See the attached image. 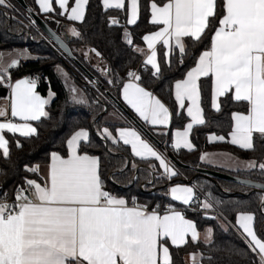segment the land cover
Returning a JSON list of instances; mask_svg holds the SVG:
<instances>
[{
	"label": "snow or ice",
	"instance_id": "snow-or-ice-1",
	"mask_svg": "<svg viewBox=\"0 0 264 264\" xmlns=\"http://www.w3.org/2000/svg\"><path fill=\"white\" fill-rule=\"evenodd\" d=\"M34 2L40 13H55L68 21H83L89 0H74V6L70 0ZM103 7L105 10L126 9V0H103ZM221 7L222 13H218ZM12 8L10 0H0V9ZM150 8V22L163 25L142 38L150 50L144 63L151 65L153 76L161 72L157 43L162 42L168 54L174 43L183 57L186 54L184 38L201 41L211 21L219 14L210 48L199 55L185 78L175 81V101L180 109L185 108V101L188 102L186 111L191 122L183 131L175 133L172 147L177 151L182 148L192 151L194 145L189 134L193 126L207 123L201 107L199 81L202 77L212 78L211 108L216 112L221 110L220 98L229 93L235 102H246L248 106L246 113L231 114L230 140L226 141L223 135H209L208 140L228 142L246 151L256 150V139L264 144V0H166L162 6L152 2ZM126 10L127 24H135L139 14L138 0H129ZM0 14L7 15L6 12ZM27 18L35 24V20ZM110 23L115 25L119 21L112 19ZM69 31L74 37L81 36L76 28ZM127 43L132 45V39ZM135 50L144 52L140 48ZM91 51L100 55L96 49ZM18 64L15 58L6 61L5 54L0 52V85L7 79L11 88L8 103L0 106V120L4 121L0 122V154L4 158L10 156L5 132L19 133L26 138L37 136L38 129L30 122L49 117L45 110L49 99L37 93L36 80L18 79L11 83L9 70ZM127 75L130 81L123 85V99L127 105L147 124L167 127L172 118L169 108L151 91L132 82L141 79L136 72L129 71ZM70 91L76 93L78 90L71 87ZM52 95L54 93L49 97ZM9 109L10 117L18 118L20 123L9 118ZM116 132L114 135L105 127L101 135L113 144L122 141L123 145L130 146L132 155L142 161L154 158L164 178L171 180L178 175L136 129L120 127ZM82 142H90L89 132L74 131L66 140L65 155L56 151L50 153L47 176L41 177L42 182L26 177L23 185L14 190L11 202L7 193L0 195V264H174L169 241L176 248L186 246L189 237L194 243H213V229H206L202 236L197 224L181 211L169 208L163 214L158 210L149 212L147 206L138 205L135 198L129 206L127 199L107 191L100 158L82 152ZM16 146L22 147L19 141ZM214 155L204 153L200 160L212 163ZM227 159L232 162L230 167L242 164L248 170L258 168L264 175V161L239 162L230 155ZM132 167H136L135 162ZM149 167L155 170L157 166L149 163ZM25 170L38 174L40 166H26ZM168 194L172 200L186 206L199 202L192 186L176 184L170 187ZM260 201L264 205V193L260 194ZM220 203L215 201V204ZM199 206L207 211L214 203L205 199ZM255 224L256 216L252 212L242 211L236 216L235 226L253 254L252 264H264V238L258 235ZM189 257L192 264H199V254L190 253Z\"/></svg>",
	"mask_w": 264,
	"mask_h": 264
},
{
	"label": "trees",
	"instance_id": "trees-1",
	"mask_svg": "<svg viewBox=\"0 0 264 264\" xmlns=\"http://www.w3.org/2000/svg\"><path fill=\"white\" fill-rule=\"evenodd\" d=\"M23 1L27 9L21 7L16 0H10L12 9H0V13H7L6 16L0 14V52L18 47L27 48L36 57L21 61L15 69H10L11 81L32 76L37 82V92L43 96L53 92L54 98L46 107L49 117L34 122L38 129L37 136L26 138L19 134L4 133L9 141L10 156L4 158L0 154V195L7 193L13 198L14 190L23 185L26 177H36V174L25 170L26 166L34 167L36 164L47 163L53 151L65 155L66 140L74 131L84 128L90 132V142H82L81 151L100 158L105 189L117 197L127 199L129 205H132L135 198L138 205L147 206L148 210L164 212L166 203L181 207V204L166 195L168 186L176 182H189L202 191L207 199H211L232 223L239 212L254 213L258 235L264 238V205L260 201V194L264 193V190L209 177L199 171L212 169L264 184V175L258 168L231 172L204 164L200 160L203 151L220 150L240 158L264 161V144L259 139H256L255 151L242 150L227 142L210 144L207 140L210 133L227 137L232 128L231 114L234 111L246 112V102H235L229 93L220 98L221 110L216 112L211 108V78H201V107L204 109L207 123L194 126L190 132V140L194 145L192 151H177L169 143L171 131L183 127L187 121L184 111H178L173 99V82L183 78L187 70L195 64L199 54L210 48L211 36L218 26L219 14L211 21L201 41L194 42L191 38H185L186 54L183 57L178 50L173 49L166 61L162 47L158 46L161 72L153 76L151 68L142 67L145 50L140 53L135 49H142L143 36L155 29V25L149 22L150 2L161 4L166 0H138L139 16L133 25L126 23L125 10H105L101 0H89L84 20L72 23L81 36L72 37L68 41L69 49L77 63L48 41L39 27L31 24L27 17H30L31 12L35 13L57 33L61 25L68 21L55 13H40L34 0ZM29 9L32 11L29 12ZM218 13H222V7L218 8ZM113 18H117L119 23L111 24ZM129 38L133 41L132 45L127 43ZM86 48L96 49L100 53L105 69L99 70L85 60L83 52ZM58 64H64L70 70L88 96L87 102L78 103L70 99L57 73ZM132 67L138 69V75L141 77L139 83L157 95L171 110L172 120L168 129L146 125L121 101L120 87L128 79L127 71ZM78 71L95 80L102 90V95L84 86ZM5 82H8L7 79ZM110 109L122 114L127 112L131 119L125 115L123 123L136 126L160 152H165L171 158L178 175L168 180L163 177L158 161H142L134 157L129 147L122 142L113 144L110 140L100 137L97 132L101 118ZM17 141L22 147L16 146ZM133 162L136 164L135 168L132 167ZM149 163L157 166L155 170L149 167ZM215 201L221 203L215 204ZM186 216L197 224L198 229L211 226L213 243H194L189 239V243L180 248L169 245L174 264H189L186 255L191 252L200 253L199 264H252L253 254L236 228H225L217 219L204 217L199 213L189 212Z\"/></svg>",
	"mask_w": 264,
	"mask_h": 264
},
{
	"label": "crops",
	"instance_id": "crops-1",
	"mask_svg": "<svg viewBox=\"0 0 264 264\" xmlns=\"http://www.w3.org/2000/svg\"><path fill=\"white\" fill-rule=\"evenodd\" d=\"M152 2H154V1H151L150 2V4H149V22L151 21V8H150V5H151V3ZM166 1H164L163 3H165ZM101 3H102V6H103V0H101ZM128 3H129V0H126V9H127V5H128ZM138 3H139V1H138ZM163 3H161V4H159V3H157L158 4V6H162L163 5ZM70 4L71 5H73L74 6V0H70ZM37 5V4H36ZM37 7H38V5H37ZM104 8V7H103ZM105 9V8H104ZM126 9H121V10H125V12H126V23H127V19H128V11L126 10ZM39 10V9H38ZM86 10V9H85ZM43 14V13H42ZM138 16H139V14H138ZM64 19H66L64 16H62ZM113 19H116V20H118L117 18H113ZM67 20V19H66ZM137 20H138V18H137ZM68 21V20H67ZM76 22H80V21H68L67 23H64V24H62L61 25V27H60V31H59V34L60 35H63V34H65V35H67L68 36V41L70 40V38H72V37H74V36H72L71 35V32L69 31V29L70 28H74V26L72 25V23H76ZM151 23V22H150ZM129 25V24H128ZM133 25V24H132ZM154 25V24H153ZM163 27V25H155V29L154 30H152V31H150V32H148V33H146L145 35H148V34H151V33H153V32H156V31H158V30H160L161 28ZM218 27V26H217ZM214 34V33H213ZM143 40V39H142ZM184 43H185V38H184ZM158 46H161L162 47V49H163V53H164V56H165V59H166V61H168V59H169V56H170V54H168V49L162 44V42H160V43H157V45H156V51H157V48H158ZM142 49H144L145 50V56H144V58H143V63H144V61L146 60V57H147V55L148 54H150V50L148 49V47H147V44L143 41V46L141 47ZM172 48L175 50L176 48H175V45H174V43H173V46H172ZM176 50H178V49H176ZM208 50V49H207ZM179 51V50H178ZM205 51V50H204ZM203 52V51H202ZM201 52V53H202ZM2 53H4L5 54V58H6V61H8V62H10V59H12V58H15V59H18L19 60V63L21 62V61H26V60H30V59H33V58H35L36 56L35 55H33L27 48H25V47H18V48H14V49H12V50H5V51H2ZM85 53H87V55H85ZM200 53V54H201ZM199 54V55H200ZM83 56H84V58H85V60H87L90 64H92L95 68H97V69H99V70H102V69H105V68H103V61H102V58H101V56L99 55V56H97L96 55V52H93V51H91V49L90 48H86L85 50H84V52H83ZM199 57V56H198ZM198 57H197V60H198ZM197 60H196V62H197ZM157 61H158V63H159V60H158V52H157ZM195 62V63H196ZM144 65L145 66H148L149 68H151V65H146L145 63H144ZM195 66V64L192 66V67H194ZM191 67V68H192ZM191 68L190 69H188L187 70V72L189 71V70H191ZM152 69V68H151ZM56 70H57V73H58V75H59V77H60V79H61V81H62V83H63V85L65 86V88H66V90H67V92H68V94H69V97H70V99L71 100H74L73 99V97L75 96L76 97V99L74 100V101H77V100H79V101H82V102H87L88 101V96L85 94V92H84V90L82 89V87L78 84V82L76 81V79L72 76V74H71V72H70V70L64 65V64H58L57 65V67H56ZM152 71H154L153 69H152ZM186 72V73H187ZM186 73H185V75H184V77L183 78H185L186 77ZM183 78H181V79H183ZM203 78V77H202ZM211 78V77H210ZM18 79H29V78H27V77H20V78H17V79H15V80H13V81H11V83L12 84H14L15 83V81L16 80H18ZM178 80H180V79H178ZM130 81V79H127V80H125L123 83H122V85H121V87H120V98H121V101L129 108V110L140 120V121H142L143 123H145L146 125H148V126H151V127H155V128H161V129H168L169 127H170V125H171V120H172V118H171V120H170V123H169V125L167 126V127H164V126H152V125H149V124H147L146 122H144L143 120H141L139 117H138V115L134 112V110H132L131 108H130V106L129 105H127V103L124 101V99H123V85L125 84V83H128ZM177 81V80H176ZM132 82H134V83H139V81H132ZM140 84V83H139ZM174 84H175V81L173 82V86H172V94H173V99H174V101H175V96H174ZM141 85V84H140ZM211 85H212V78H211ZM2 86H5L6 88H7V93H6V95L5 96H3V97H1L0 98V106H4V105H6L7 103H8V101H9V99H10V96H11V88L8 86V82H5ZM142 86V85H141ZM71 87H75L78 91L76 92V93H72L71 91H70V88ZM142 87H144V86H142ZM145 88V87H144ZM147 91H150L149 89H147V88H145ZM37 91V90H36ZM38 93V92H37ZM50 93H53V92H48L45 96H43V95H41V94H39V95H41L43 98H45V99H49V103L51 102V100L54 98V95H52L51 96V98L49 97V94ZM153 93V92H152ZM154 94V93H153ZM231 95H232V93H230ZM155 95V94H154ZM157 98H159L157 95H155ZM160 99V98H159ZM163 102V101H162ZM48 103V104H49ZM164 103V102H163ZM175 103H176V105H177V109H178V111H181V110H183L184 111V113H185V115L187 116V111H186V109H187V105H188V102L187 101H185V108L184 109H180L179 108V106H178V104H177V102L175 101ZM166 105V104H165ZM167 106V105H166ZM46 107H47V105L45 106V110H46ZM168 107V106H167ZM169 108V107H168ZM170 110V109H169ZM214 110V109H213ZM170 112H171V110H170ZM234 112H239V111H234ZM243 113H246V112H243ZM125 115H127L125 112H123V114L120 112V111H117V110H115V109H110L109 111H107L105 114H103V116H102V118H101V123H100V127H99V129H98V135L100 136V137H102V138H104L102 135H101V132H102V129L103 128H105V127H108L109 128V130L110 131H112L113 132V134L114 135H117V132H116V129H118V128H120V127H132V128H134V129H136L138 132H140L141 133V131L136 127V126H134V125H132V124H124L123 122V120H124V117L123 116H125ZM128 117H129V115H127ZM9 118H11L10 117V109H9ZM130 118V117H129ZM12 120H13V122H17V123H20L21 121H19V119L18 118H11ZM131 119V118H130ZM0 122H4L3 120H0ZM34 122L35 121H31L30 123H32L33 124V126H34ZM191 122V118L190 117H188L187 116V121H186V123L184 124V126L183 127H181V128H174L172 131H171V134H170V146L172 147V145L174 144V142H175V133L177 132V131H183L184 129H185V127L187 126V124L188 123H190ZM111 125H115V126H111ZM232 125H233V122H232ZM194 126H196V125H194ZM193 126V127H194ZM35 127V126H34ZM82 129H84V128H82ZM78 130H80V129H78ZM84 130H87V129H84ZM231 130H232V128H231ZM88 132H89V130H87ZM231 132V131H230ZM230 132L228 133V136L227 137H225L226 138V141H228V140H230ZM16 134H19V133H16ZM89 134H90V132H89ZM142 134V133H141ZM209 135H216V134H213V133H210V134H208L207 135V140H208V136ZM217 136H219V135H217ZM69 138H70V136H69ZM142 138L143 139H145L146 141H148L153 147H154V149L155 150H157L158 152H160L154 145H153V143L148 139V138H146L145 136H143L142 135ZM189 139H190V134H189ZM122 142V141H121ZM208 142L210 143V144H215V143H222V142H219V141H215V142H212V141H209L208 140ZM228 143V142H227ZM230 144V143H229ZM234 146V145H233ZM129 147V150H130V152H131V148H130V146H128ZM235 147H238V146H235ZM173 148V147H172ZM239 148V147H238ZM174 149V148H173ZM183 149V148H182ZM184 150H187V149H184ZM2 151V150H1ZM204 153H211V154H215L214 156H212L211 157V159H212V163H209L207 160H205V161H202L201 160V162L202 163H204V164H207V165H210V166H213V167H218V168H221V169H224V170H227V171H231V172H235V171H240V170H248V169H246V168H244L243 166H242V164L241 165H239V166H231L230 167V165H231V161L230 160H228L227 159V156L228 155H230L231 157H233V158H235L237 161H239V162H244V161H249V160H253V159H246V158H240V157H237L236 155H234V154H232V153H230V152H227V151H220V150H206V151H203L202 153H201V155L202 154H204ZM200 155V156H201ZM136 158H138V157H136ZM140 159V158H139ZM150 159H154V158H150ZM50 163V158H49V161L47 162V163H41V164H36V165H34V167L35 166H37V165H39L40 166V173H38V174H36V177L35 178H32V179H37L38 180V182H42V179H41V177H46L47 176V172H48V164ZM173 167V166H172ZM174 168V170L176 171V168L175 167H173ZM161 172H162V175H163V170L161 169ZM169 180V179H168ZM176 184H180V185H184V186H192L193 188H194V186L192 185V184H190L189 182H176V183H171L169 186H168V190L170 189V187H172V186H175ZM167 193H168V191H167ZM168 197L172 200V198H171V196H170V194H168ZM123 198V197H122ZM172 201H174V200H172ZM174 202H176V203H178V204H181V205H183L180 201H174ZM129 206H132V205H129ZM175 210H177V209H175ZM149 212H151V211H153V210H148ZM178 211V210H177ZM161 214H163L164 212H160ZM187 219H190V218H188L187 216H185ZM228 220V219H227ZM218 221H220L221 222V224L223 225V227H225V228H227V227H234V228H236L237 229V227L235 226V222L234 223H232L231 221H221V220H218ZM208 228H212L211 226H206V227H204L203 229H198V231L202 234V236H203V234L205 233V230L206 229H208ZM238 230V229H237ZM240 232V231H239ZM241 233V232H240ZM188 239H190V237L188 238ZM191 240V239H190ZM203 243V242H202ZM169 245H171L170 244V241L168 242V246ZM191 253H197V254H199V259H200V257H201V255H200V253H198V252H191ZM190 254V253H189ZM189 254L188 255H186V260H187V262L189 263V264H192V261H191V259H190V257H189Z\"/></svg>",
	"mask_w": 264,
	"mask_h": 264
},
{
	"label": "water",
	"instance_id": "water-1",
	"mask_svg": "<svg viewBox=\"0 0 264 264\" xmlns=\"http://www.w3.org/2000/svg\"><path fill=\"white\" fill-rule=\"evenodd\" d=\"M18 4L23 7L24 9H27V6L25 5L23 0H16ZM30 17L32 20H35V25L39 27V29L54 43V45L62 51L65 55H67L72 60H75L74 56L72 55L69 46H68V36L63 34L60 35L59 33L53 31L38 15L35 13H30ZM77 63V62H76ZM7 93V88L5 86H0V98L5 96ZM125 112V111H124ZM127 114V112H125ZM128 115V114H127ZM201 173H203L206 176L223 179L227 181H232L235 183L244 184L247 186H251L254 188L262 189L264 190V187H256V185H262L263 183L255 182L252 180L244 179L235 175H231L228 173L215 171L212 169H199Z\"/></svg>",
	"mask_w": 264,
	"mask_h": 264
},
{
	"label": "built area",
	"instance_id": "built-area-1",
	"mask_svg": "<svg viewBox=\"0 0 264 264\" xmlns=\"http://www.w3.org/2000/svg\"><path fill=\"white\" fill-rule=\"evenodd\" d=\"M46 38L48 41H50L54 45V43L47 36H46ZM142 67H145V65L142 64ZM129 71H134L138 74V69L136 67L129 68L127 73ZM78 73H79L80 79H81L84 86L89 87L95 93L102 95V90L99 88V86L95 80L88 77L82 71H78ZM29 79H34V78L32 76H30ZM128 79H130V78L128 77ZM160 153L165 157L166 161L170 164V166L174 167V164H173L171 158L165 152H160ZM194 190L196 192V195L199 197V202H202L205 199H207L206 195L202 191L196 189L195 187H194ZM7 198H8L9 202H11L13 199V198L9 197L8 195H7ZM199 202L193 203L191 206L182 205L181 207H174L171 204L166 203L163 207V211L165 212L169 208H173V209H177L178 211H181L182 214H184L185 216L189 212H194V213H199L204 217L213 218V219H217V220H221V221H228L227 218L225 217V215L219 210V208H217V206L214 205V207L212 209L205 211L199 206Z\"/></svg>",
	"mask_w": 264,
	"mask_h": 264
}]
</instances>
